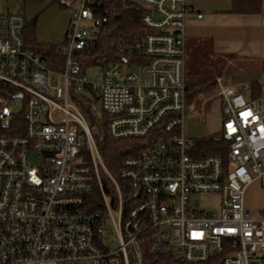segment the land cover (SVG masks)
<instances>
[{
	"label": "built area",
	"instance_id": "built-area-1",
	"mask_svg": "<svg viewBox=\"0 0 264 264\" xmlns=\"http://www.w3.org/2000/svg\"><path fill=\"white\" fill-rule=\"evenodd\" d=\"M94 1L71 3L59 70L0 3V264H264V216L245 206L264 175V71L258 97L217 76L229 149L202 154L185 130L187 0H131L143 32L121 41L122 61L85 67L109 20ZM123 62L140 72L122 77ZM87 90L108 136L137 141L117 172L79 105Z\"/></svg>",
	"mask_w": 264,
	"mask_h": 264
},
{
	"label": "trees",
	"instance_id": "trees-1",
	"mask_svg": "<svg viewBox=\"0 0 264 264\" xmlns=\"http://www.w3.org/2000/svg\"><path fill=\"white\" fill-rule=\"evenodd\" d=\"M20 1L25 2L26 0ZM77 1L49 0L50 3L60 6H67ZM94 5L96 11L102 16L108 17L109 20L103 29L90 40L91 52H83L79 55V59L85 67L98 63L104 65L113 61H122L123 55L119 51L121 41H134L144 30L141 22V13L133 8L131 0H95ZM261 8L262 0H232L231 11L234 13L258 14ZM38 16L36 14L30 19L25 16L26 22L23 29L25 43L27 47L40 53L49 67L59 70L64 63V55L61 51L64 41L40 40L36 34ZM226 61V57H220L216 64L215 72L197 70L190 71L186 75L187 101L189 105L197 102V96L201 92L215 93L217 90L216 78L221 74ZM251 89L254 90V96H258L261 91V82H252ZM91 92L99 98L96 92ZM79 105L88 119L91 131L108 166L114 172H117L124 157L129 155L134 148H137V141L131 138L111 139L107 134L109 115L103 109L102 113L99 112L85 94L81 95ZM195 140L202 154L212 152L224 156L227 155L229 144L220 134L202 136Z\"/></svg>",
	"mask_w": 264,
	"mask_h": 264
},
{
	"label": "crops",
	"instance_id": "crops-1",
	"mask_svg": "<svg viewBox=\"0 0 264 264\" xmlns=\"http://www.w3.org/2000/svg\"><path fill=\"white\" fill-rule=\"evenodd\" d=\"M187 3L190 11L187 15L186 40L209 39L219 58H227L225 66L219 74L223 77V84L242 82L251 84L254 81L262 83L264 0H262V8L258 14L232 12V0H187ZM199 14L202 16L199 17ZM69 19L59 25L57 30L48 33L52 37L40 40L62 42ZM218 89L217 83V91ZM247 93L248 96H254L253 89ZM261 94L260 91L258 96ZM245 206L253 216H264V175L248 186Z\"/></svg>",
	"mask_w": 264,
	"mask_h": 264
},
{
	"label": "rangeland",
	"instance_id": "rangeland-1",
	"mask_svg": "<svg viewBox=\"0 0 264 264\" xmlns=\"http://www.w3.org/2000/svg\"><path fill=\"white\" fill-rule=\"evenodd\" d=\"M5 11L20 12L30 19L38 14L37 37L47 39L52 37L50 34L58 29L64 21L69 19L72 4L60 6L50 3L49 0H0ZM185 72L190 71L215 72L219 55L215 51L212 41L209 39L194 38L187 39L185 42ZM132 71L140 72V66L132 63H121L122 77ZM88 79L95 82L97 77L92 68L87 73ZM204 93L205 98L197 96V102L191 105L187 114L185 130L189 137L197 139L202 136H214L221 133V100L215 93ZM85 94L92 102L95 108L102 113L101 99L97 98L91 91H85ZM205 203L213 205L217 202L218 196H207Z\"/></svg>",
	"mask_w": 264,
	"mask_h": 264
}]
</instances>
